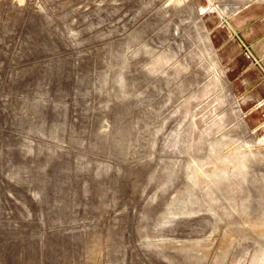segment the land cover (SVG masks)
<instances>
[{"label": "rangeland", "instance_id": "rangeland-1", "mask_svg": "<svg viewBox=\"0 0 264 264\" xmlns=\"http://www.w3.org/2000/svg\"><path fill=\"white\" fill-rule=\"evenodd\" d=\"M253 59L264 0H0V264H264Z\"/></svg>", "mask_w": 264, "mask_h": 264}, {"label": "flooded vegetation", "instance_id": "flooded-vegetation-1", "mask_svg": "<svg viewBox=\"0 0 264 264\" xmlns=\"http://www.w3.org/2000/svg\"><path fill=\"white\" fill-rule=\"evenodd\" d=\"M233 37L242 45V47L246 50L247 48L248 49H251L250 45L246 42L244 36L242 35L241 32L235 30V32H233ZM254 60V59H253ZM255 62V65H256V68H258L259 70H261L262 72H264V64L262 63V61H260V64L258 62ZM262 63V65H261Z\"/></svg>", "mask_w": 264, "mask_h": 264}]
</instances>
